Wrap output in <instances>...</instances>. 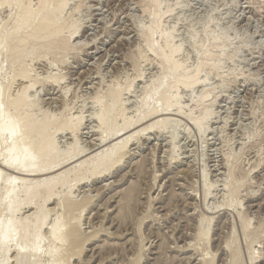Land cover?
<instances>
[{"label": "rangeland", "instance_id": "1", "mask_svg": "<svg viewBox=\"0 0 264 264\" xmlns=\"http://www.w3.org/2000/svg\"><path fill=\"white\" fill-rule=\"evenodd\" d=\"M2 2L1 85L7 86V94L13 92L10 96L14 97L21 83L27 84L20 80L22 68L31 66L30 76L36 79L29 91V100L34 103L31 114L56 125L69 119L80 122L77 129L73 126L74 131L59 132L54 138L60 159H72L67 167L35 178L33 185L49 177L60 178L59 173L69 172L81 160L107 148L109 141L99 146L93 139L110 136L106 127L98 128V100L107 99L113 89L120 88L128 119L144 118V112L155 106L163 110L156 92L167 90L173 77L160 65V58L148 50L143 38L154 23L156 5L159 17L163 15L161 31L170 33L174 41L170 47L182 45L175 57L184 70L193 72L202 66L206 61L203 54L208 50L213 59L202 66L198 87L178 92L185 118L182 113L178 115L177 108H170L163 113L167 116L159 114V119H176V123L168 120L166 128L143 134L137 128L141 124L142 128L148 126L155 117L145 119L131 131L141 133L129 145L128 156L109 174L88 175L82 182L58 186L45 207L54 211L50 210L45 221L42 241L33 246L38 254L26 253L25 258V253L17 255V247L27 244H21L20 241L25 242L21 238L0 264H264V0H68L62 17L72 25L65 33L71 50L38 52L40 55L35 52L34 58L19 54L22 58L18 56L17 60L11 59L14 42L7 41L6 35L16 27L14 24H19L21 14L16 12V4L17 10ZM153 39L158 48L159 36L155 34ZM130 84L133 88L127 94ZM205 91L209 97L200 99ZM197 103L201 107L196 108ZM204 109L211 111L208 110L211 119L200 126L193 118ZM114 112L109 118L121 126L122 117ZM189 112L195 113L192 119ZM160 131L163 133L158 135ZM6 137L0 138V161H5V157L9 160L18 152H8L10 144L17 142ZM78 150L83 151L81 159L75 156ZM1 164L0 174L10 183L18 175ZM7 182L0 188L1 221L9 218V213L3 211V199L4 191L13 184ZM15 184L21 191L20 181ZM33 185L32 188L36 186ZM43 196L45 193L34 197L31 208L13 215L17 223L20 220L27 226L28 234L32 231L30 237V226L44 214L39 212ZM69 197L77 201L73 204L76 207L68 206ZM57 221L64 227L60 239L51 234ZM29 242L28 248L32 247Z\"/></svg>", "mask_w": 264, "mask_h": 264}, {"label": "bare ground", "instance_id": "2", "mask_svg": "<svg viewBox=\"0 0 264 264\" xmlns=\"http://www.w3.org/2000/svg\"><path fill=\"white\" fill-rule=\"evenodd\" d=\"M2 1H3L2 2L3 4L9 5L12 8L14 7L15 10H17L16 8L18 6L19 11L17 10L16 12H20V14H21V18L19 17V19L21 20V21H19V24H17V25L14 24L16 27H14V29L8 34L9 36L6 35L7 41H9V39H12V41L14 42L12 44V46L10 45L11 46L10 47V54H11V57H12L11 59L16 58L18 56L20 58H22L21 56H25L24 54H26V55L27 54L28 55L31 54L32 57L34 58L36 54L40 55L39 54L40 52L41 53L42 52H45V53L46 52L47 53L48 52H52V53H54V52L55 53L56 52H58V53L59 52H62V53H64V52H68L69 50H71V47L72 46L70 44L69 39L67 38L68 36L66 37L65 33L67 32V30H69V28L72 25L69 26V23H67L66 21H63L64 20L63 19L64 17H62V15L64 13V10L67 9L66 6L68 5V3H67L68 0H35V1H37L36 3H34V0H2ZM2 3H1V5L4 6ZM155 3H157V2H155ZM15 4L17 6H15ZM9 6H8V8H9ZM155 7H156V10H155V12L153 14L154 15V17H153L154 18V23L152 22L153 25L150 24L151 27L148 28V30H147L148 32L145 33V34H143L144 36L143 35L142 36L145 39L146 45H148V47H149L148 50H150V52H153L154 55L158 56V59L160 58V62H159V63H161L160 65L163 66L164 69H166V72L169 71V73H171L172 74V77H173L172 78V81L168 85V89L167 90H164L163 92H161L162 91L161 90L160 93H158L159 91L156 92L157 94H160V96H159V98L157 100L162 104L163 110L159 111L158 107L155 106V107H153L151 109L150 112H144V114H145L144 115V118L143 117H141V118L138 117L137 120L135 119V121L132 118H129L130 119L129 120L125 116V115H127V112H126L127 110L125 111V107H124L125 104H123V102H122V93L120 92L121 90L119 91L120 88L118 90L117 89H113V91H111L110 94L108 93L109 94V96H108L109 98L106 96L107 99L104 100V98H103V99H99L98 100V102L101 104V105L99 104L100 107H101V109H100V112H99V117L98 116H95V117H98L99 118V122L100 123H99V127L98 128L101 129L103 127H106L107 128L106 129L107 130V133L110 136H108V138H106V137L104 138L101 135V137H99V139H96L95 138L93 140H95L97 143L99 142V146H100L101 143H105V142L109 141V144L107 145V148H105V149L103 148L100 151H99V149H97L99 151L98 153H95L94 152L95 153L94 154L92 152L93 153V156L89 155L91 157H89V158L87 157V159H83L84 158L83 157L82 158L83 161L81 160L82 162L80 161L77 165L76 164H73V162H72L73 165H76V166H72V167H74V169L69 170V168H70V165H69V168H68L69 172L65 170L66 172L59 173L60 178L56 175L59 178V180H58L57 177H49V179L46 178V179H44L45 181L43 180L44 182L40 179L42 182H40L39 184L35 183L36 186L34 188H32V185H33L32 183L35 182V178H40V176H45L47 173H51V172L54 173L60 167L63 168V166H66V164L68 165L70 158H67V157H69V156H66L65 158H61L60 159V156L57 153V150H58L57 149V144H56L57 140L54 139V138L57 136L56 134L59 133V132H65L66 130L67 131L68 130L69 131H71V130L74 131L75 129H73V126L74 127L75 126L76 127L79 126L78 124H80V122L79 123L78 122L74 123L72 121V119H69L68 118L69 120H67V121H65L63 123H60V124L56 125V124H54L50 120H46L45 121L46 118H44V120L43 119H38L36 116H34L35 113H34V115L31 114V113H33L32 110H33V107H34V103L32 101H30L31 99L29 100V91H30L31 88H33L35 86L34 80H36V79L32 80V77L30 76L31 71H33V70H30L31 69L30 68L31 66L28 67V69H24L25 66H24V68H22V66H21V68L23 70L20 69L21 70L20 77H22V78L21 79L19 78V79L20 80L23 79V81H27V84H25L26 82L25 83L24 82L21 83L22 85H21V88L19 89L20 91H18L17 93L15 91L16 94L14 95V97L10 96V94H13V92L8 95L7 93L9 92V90H8V92L6 90L8 87L6 86L7 87L6 88V87L2 86L1 83H0V118H3V119H0V138L4 137V135H6L7 136L6 138L10 139L12 141V143H14L15 141L17 143L18 142L20 143L19 140H20V138H22L21 139L22 140L21 144L18 145L15 142L18 146L16 144H14V145L13 144L12 145L10 144V146H9L11 148V150L8 151L9 153H11L13 151H18V152L15 153L13 155V157L10 158L9 160H7L6 157H5V161H2V160L0 161V163H2L1 165H3L4 167L6 166L7 168L9 167V170L7 169L8 171H11L14 174L18 175L15 178H12V181L10 183H8L9 180L7 182L6 180H4L2 178V175L0 174V188H1L2 185H5L6 182L8 184H10V185L13 184V186H9V188L7 186H4V187H7L8 189H7V191H4L6 193H4L5 196H4L3 201H4V204H5V207H4L3 211H4V213L5 212L6 213H9V218L6 219L5 221H1V218H0V260L1 261L6 260V258L9 255L8 254L9 251H11V249H13V248L16 247L15 246V243L17 241H20L21 238H24V241L25 242L20 241V243L21 244L27 243V244H25L24 246H21L20 243H17V244H20V246L22 247V248L21 247L20 248L17 247V249L15 248L17 255H20V254L23 255L25 253L23 255L24 258H25L26 253H30L29 255H37L38 254L36 252L37 250H34L33 249V246L36 247L42 241V235H41L42 233L41 232H42L43 227L46 224L45 221H47V218L50 217L49 216L50 213H52V211H54L52 209H50L52 211L47 210V209H45V207H46L47 203H49L51 201V199L54 198V196L56 194V189H57L58 186L64 187L65 185H67L70 182L72 183L74 181H81V180L83 181L84 179H87L86 176H88V175L95 177L96 175H101L102 176L103 174H109V172H111V170L117 164H120L121 162H123V159L128 156V149L130 148L129 145L131 143H133V141L137 140L138 137H140L139 136V133H141V132L143 133L144 132L143 134H146L147 131L148 132L149 131L152 132L156 128H158L159 130H162V128L164 129V127L166 128L168 126V125L165 126L166 125V122L168 120H172L171 122H173L174 120L176 121V119H171V118L168 119L167 117H166L167 119H165V117H164V119L163 118L159 119V117H161L162 115L163 116L165 115V114H163L164 112L169 111L170 108L175 107L179 111V114H178L177 112H175V110H174L175 108L173 109L174 112L176 113V115L178 114L180 116L181 113L183 114L184 111H182L183 108L181 109L180 98L178 96V92L181 89H184V90H193L196 87H198L199 84H201V80H200V76L199 75H200V72L202 71V66L204 64H207V61H210L211 59H213L212 53L208 52L209 51L208 50V51H206L203 54L204 57H205V59L203 61H205V60L206 61H205V63L203 62L204 64L202 66H197V68L195 69V71L188 72V71L184 70L183 69L184 67L181 64L182 62H179L176 59V57H175L176 54L181 50L182 45H181L180 48L175 47V46L174 47L173 46L170 47L171 43H173L174 41L172 42L170 33L169 34H167V33L164 34L161 31L162 29H161L160 26H161V23H162V17H163V15L160 18L159 17V10L160 9L158 10L159 7L157 8V5ZM71 24H72V22H71ZM143 28H145V26ZM0 29H1V27H0ZM144 32H146V31H144ZM20 34L22 36H19ZM75 34H76V32H75ZM155 34H157L159 36V40H160L159 41L160 42L159 43V46H157L158 48H156V46L154 44V39L153 38H154V35ZM70 35H72V34H70ZM7 36H8V38H7ZM4 41H6V40H4ZM218 42H219V40H218ZM4 43H6V42H4ZM172 45H174V44H172ZM225 46L226 45H224V47ZM6 47H7V43H6ZM224 47H220V49L221 48H224ZM195 48H196V46H195ZM35 52H37V53L34 55ZM19 54H21V56ZM196 54H197V52H196ZM229 56H231V55H229ZM146 58H145V60H146ZM15 60H17V58ZM19 62H21V61L19 60ZM218 62L220 63L222 61H218ZM11 63H12V61H11ZM55 63L57 64L56 61H55ZM219 63H217V64H219ZM209 64H210V62H209ZM162 70H163V68H162ZM204 72H206V71H204ZM163 73H165V71ZM17 77H19V75ZM206 79H208V78H206ZM206 79H205V81L207 82ZM224 81H225V79H224ZM10 83H12V82H10ZM161 87H162V85H161ZM131 88H133V86L131 87V84H130V87L128 89L126 88L127 90H125V91H127V94H129V91H131L130 90ZM141 88L143 89V87H141ZM207 91H209V90H207ZM63 94H64V92H63ZM157 94H155V95H157ZM202 94L203 95H201V97H203V98L200 97V99H205L206 100V97H209V95H208L209 92L207 94L206 91H205V93H202ZM100 97H102V96H100ZM93 99H95V98H93ZM143 100H141V102ZM197 105H198V103H197ZM199 106L200 105H198V107H196V108H199ZM96 107H98V106L96 105ZM92 108H93V106H92ZM114 108H115V110H114ZM142 108H141V111H142ZM186 110H187V108H186ZM208 110L207 109H204L201 112L199 111L200 112V113L198 112L199 115L197 117L193 118L194 119V122H196V124H198L200 126L201 125H203V126L204 125H207L208 124L207 123L208 119H211V118H209V117H211L210 116V112L211 111L209 110L210 111L209 112ZM114 111H117L118 118L119 117H122L123 124L121 126H118L117 123L114 122L113 119L111 120L109 118V116L111 114H113L112 112H114ZM180 111H182V112H180ZM160 112H162V113H160ZM3 113H6L7 115L6 114L3 115ZM96 113H97V111H96ZM138 113H139V111H138ZM191 113L192 112H189L188 114H190L189 117H191V119H192V116L195 115V113L193 115ZM42 114H43V112H42ZM159 114H162V115L160 116ZM2 115H3V117H1ZM14 115L16 117H14ZM66 115H67V113H66ZM185 115H187V114H185ZM185 115L183 114V117L184 118H185ZM117 116H116V118H117ZM165 116H167V114ZM168 116H170V113H169ZM150 117H155V118H153V121L150 120L152 122L151 123L149 122V125L148 126L146 125L147 127L144 126L143 127L144 129H143L142 128L143 125L141 124V122H143V121L145 122V119H147V121H149L148 119ZM181 117H182V115H181ZM186 117L188 118V116H186ZM116 118H115V121H118ZM76 120H78V119L76 118L75 121ZM96 120H97V118H96ZM147 121H146V123H147ZM72 122H73V124H77V125H73ZM139 123L141 124V128L139 130L137 128V131H140L141 130V132H135L136 131L135 130L132 133L131 131H133L134 129H136L135 126H138ZM168 123L169 122H167V124ZM48 131H50V132L48 133ZM74 133H73V135H74ZM103 133H104V136H105V133L106 132H103ZM162 133L160 131L158 135H161ZM6 138H4V139H6ZM33 138L35 140H36V138L38 139L37 140L38 142H37V144L35 146L32 145V144H35L36 143V142L35 143L33 142L34 141ZM76 139H77V137H76ZM31 140H32V143H31ZM55 140H56V142H55ZM93 144L96 145L95 142H93ZM172 144H173V142H172ZM98 148H101V147H98ZM93 149H95V148H93ZM81 150H85V149H81ZM81 150H78L79 153H77L78 151L76 152L77 155H78V157H77L76 153L74 152L76 158H80L81 157V156H79L83 152ZM97 150H95V151H97ZM58 152H59V150H58ZM85 153H87V151ZM75 156H71V158H73ZM70 160H72V159H70ZM116 167H118V166H116ZM48 175H50V174H48ZM18 180L20 181L21 185L23 186V188L21 189V191H17L18 189H16L17 187H16V184L15 183H17ZM2 188H3V186H2ZM225 188L227 189V187H225ZM43 193H45V196H43L44 197V200H43L42 206H40V208H39V212H41V214H43V213L44 214H43V216H39V217L37 216L38 218L37 219L35 218L36 222H33L35 224H33V226H30V227H33V235H32V237H30L31 234H32V231H30L31 234H28L27 233L28 232L27 226L25 224H23V223L20 224L21 223L20 220L17 223L16 220H15V216H13V215H14L15 212H20L22 210H26L27 208L28 209L31 208V205H32L31 200H34L33 199L34 197L36 198L37 196H39V195H41ZM22 196L24 197V200L21 198ZM68 196H70V195H68ZM70 197H72V194H71ZM70 197L68 198L67 203H68V206L69 207H72V206H74L73 204L74 203L76 204L77 201L76 202L73 201ZM74 207H76V206H74ZM61 208H59V209H61ZM68 209H70V208H68ZM68 209H66V210H68ZM71 211H68V212H71ZM2 213H0V214L2 215ZM54 213H56V212H54ZM240 215L242 216V214H240ZM2 218H4V217L2 216ZM243 222H245V221H243ZM55 223L56 224L53 227L51 226L52 227L51 228V232H52L51 234L53 235V237L60 239V237L63 236L61 233H64V232H61V230L64 227L61 228L60 227L61 224L59 225V222L58 221L55 222ZM18 230H20V232H18ZM29 230H31V229H29ZM74 230H76V229L74 228ZM74 230L72 232L75 233L76 231H74ZM60 234H61V236H60ZM18 235H20V238L17 237ZM73 235L74 234L72 233V236ZM28 236L31 238L30 239L31 241L29 240ZM74 236H76V234ZM208 236H209V234H208ZM28 242H29V247L30 246H32V247L28 248ZM31 248H32V250H30ZM26 250L27 251L30 250V252H26Z\"/></svg>", "mask_w": 264, "mask_h": 264}]
</instances>
